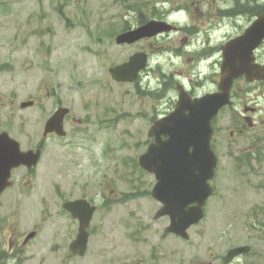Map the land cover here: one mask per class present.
Segmentation results:
<instances>
[{
  "label": "rangeland",
  "instance_id": "1",
  "mask_svg": "<svg viewBox=\"0 0 264 264\" xmlns=\"http://www.w3.org/2000/svg\"><path fill=\"white\" fill-rule=\"evenodd\" d=\"M226 1L219 0L218 6ZM229 2L232 5L233 0ZM204 5L202 0H0V101L10 103L8 99L16 95L15 126L30 128L35 144L58 106L72 110L65 121L66 137L48 139L35 172L36 189L27 192L23 206L14 209L12 191L1 198L0 264H196L199 259L208 261L212 252L219 256L236 243H251L239 215L252 190L264 187L260 176L236 182L235 198V188L227 181L236 173L227 143L229 110L216 117V125L224 130L223 163L215 179L218 193L210 200L205 219L190 228V239L184 240L166 233L168 216L155 218L161 206L151 195L156 179L137 164L151 141L152 93L140 85L117 82L109 73L110 67L148 47L146 40L120 45L115 39L149 18L195 22L199 31L194 40L202 44L206 34L196 9ZM224 26L212 27L213 40L223 37ZM182 36L171 33L166 42H154L160 48L152 53L145 83L159 91L161 112L172 110L177 101L175 78L181 71L195 80L194 74L203 78L211 72L210 60L193 66L190 53L184 52L182 58L174 54L182 47ZM30 99L35 104L21 109L20 102ZM10 112L0 105L1 123ZM81 196L99 208L91 223L88 251L77 257L69 250L75 227L62 202ZM228 198L236 199V211ZM37 226L40 234L24 250L15 256L4 254L8 246L4 236L28 233Z\"/></svg>",
  "mask_w": 264,
  "mask_h": 264
},
{
  "label": "flooded vegetation",
  "instance_id": "2",
  "mask_svg": "<svg viewBox=\"0 0 264 264\" xmlns=\"http://www.w3.org/2000/svg\"><path fill=\"white\" fill-rule=\"evenodd\" d=\"M218 1L219 0H202L205 4L204 7L196 9L202 20L203 32L206 34V39H203L202 44H197L194 40V35L199 31L198 24H195V22H193V25L192 23L180 24L179 22H172L171 19L166 16L162 18H149V20L170 22L175 28L171 31L160 33L153 38L142 39L148 42V47L144 46L140 51L147 53L148 68L140 74L139 80L135 85H140L142 89L152 93L151 97L155 101L152 109L153 115H155L154 120L167 115L174 109L176 102L173 103L172 110L161 112L159 91L154 90L149 81L145 83V77L148 78L150 72L153 51L160 48L156 46L154 42H156V40L158 42H166L169 34L181 33L183 35L180 39L182 47L177 48V54L173 51L174 54L182 58L184 52L190 53L191 57L189 60H191L190 63L193 66L198 61V65H200L201 61L207 62V60H210L211 72L208 76L205 75L203 78L199 73L194 74L197 77V80H195L191 77L187 78L185 70L181 71V75L175 78L177 92H179L181 88H184L188 94L194 98L207 93H216L220 90L219 84L221 66L224 59V48L233 40L236 50V67L239 71H237L238 76L234 79L230 90L231 103L222 108L220 113L226 109L230 112L227 123H229L231 127L229 131L231 142L228 141L227 143H229L228 146L231 148L229 153L234 160L233 166L236 169V173L231 174L227 178V181L231 182V185L235 188L233 191L236 198V182L245 179L250 180L256 176H260L261 178L259 179L263 181L260 185L264 187V29L252 28V26L256 25L264 15V0H233L232 5L228 0L225 6H218ZM188 10L189 12L191 11L190 9ZM190 13L189 16L194 17L192 14L193 12ZM147 21H143L141 24ZM205 24L207 25L205 26ZM223 24L225 26L220 30L224 31L225 34H223L220 40H213L212 32L214 29H212V27H222ZM196 69L199 71L198 67L194 70ZM206 83H210L213 86L206 89L203 87ZM0 96L2 97V95ZM9 101L10 103H6L5 101L1 103L0 101L2 107L8 106L11 111L3 123L0 121V136L3 133H8V135L16 141L11 151L19 149L21 152H29L39 148L42 152H45L48 139L52 137L58 138L57 135L55 133H50L47 137L44 138L43 136L41 140L33 144L30 128L26 125L21 128L15 126L14 113L18 104L16 95L13 94L12 98L8 99V102ZM23 102L24 101H21L19 104L21 109H25V107L22 106ZM71 113L68 114L66 117L67 119H69V116H72ZM71 118L77 120L79 123H83L81 119L75 117ZM216 122L217 118L213 121L215 133L212 140V147L218 156V166H220V164L223 163L222 147L224 145V130L220 129V126H217ZM235 139L236 142L234 141ZM150 140L152 141L153 139L151 138ZM224 161H226V159H224ZM1 169L3 171L6 170L5 167H1L0 165V171ZM36 169L37 166L30 167L28 164L23 163L14 167L11 170L10 177L12 186L4 190L1 194L0 205L1 198L12 191L13 199H10L12 206L14 209L20 205L22 207L28 196L26 195L27 192L36 189ZM217 175L218 170L215 179L218 177ZM215 179L212 181V185L215 188V194L212 197L216 196L218 193V184ZM252 192L254 194L243 204L246 210L239 215L240 219L244 218L243 229L250 233L251 243H236V246H234H248V251L238 254L230 261H227L230 250L234 248L231 247L227 249L226 253L219 256L212 252L211 258L208 261L199 259L196 264H264V188L255 189V191L252 190ZM16 197H18V199ZM212 197H210L206 203V213L210 208L209 203ZM88 200L93 202L91 199ZM227 201L228 205H230V202H234L233 206H235L234 210L236 211V199L234 201H229L228 198ZM64 202L65 201L62 203L64 204ZM228 205L222 207L228 208ZM63 210L64 214L71 218V222L75 227V236H73V240L78 232L79 222L71 216L69 211ZM35 231L37 232L35 238H37L41 232V227L37 226ZM89 232L91 235V227H89ZM26 235V232H21L10 233L8 238L4 236L5 241L7 240L8 243V246L4 248V254L6 256H15L18 250H24V247L35 239L30 240L28 244L24 245L23 241Z\"/></svg>",
  "mask_w": 264,
  "mask_h": 264
},
{
  "label": "water",
  "instance_id": "3",
  "mask_svg": "<svg viewBox=\"0 0 264 264\" xmlns=\"http://www.w3.org/2000/svg\"><path fill=\"white\" fill-rule=\"evenodd\" d=\"M172 28L171 24L152 20L138 28L120 33L116 42L133 43ZM252 28L264 29V15ZM146 66L147 54L137 52L127 62L111 67L109 72L116 81L135 82ZM237 71L236 50L232 40L224 48L221 91L193 99L181 88L175 109L167 116L155 120L149 130V136L154 141L138 157V164L155 174L157 183L152 190V196L162 203L155 218L170 217V224L166 227L168 233L188 239V229L205 216L206 201L214 194L210 180L214 178L218 164V158L211 146L214 134L212 120L229 102L230 88L238 75ZM31 105L33 101L23 103L24 107ZM69 112V108L59 107L47 120L44 135L51 132L60 136L66 135L64 119ZM14 142L6 133L0 136V165L6 168L5 171H0V195L11 186L8 179L12 167L25 162L36 165L41 155V150L28 153L11 151ZM190 205L193 206L189 207ZM64 206L80 221L77 238L70 244V250L75 255L84 256L88 250V228L97 206L91 205L85 199L67 201ZM35 234L31 232L26 242ZM248 249L249 247L244 246L232 249L227 261Z\"/></svg>",
  "mask_w": 264,
  "mask_h": 264
},
{
  "label": "clouds",
  "instance_id": "4",
  "mask_svg": "<svg viewBox=\"0 0 264 264\" xmlns=\"http://www.w3.org/2000/svg\"><path fill=\"white\" fill-rule=\"evenodd\" d=\"M12 264H14V262H12Z\"/></svg>",
  "mask_w": 264,
  "mask_h": 264
}]
</instances>
